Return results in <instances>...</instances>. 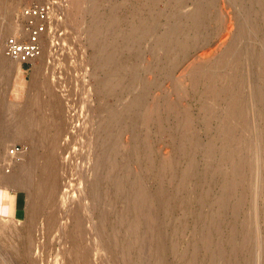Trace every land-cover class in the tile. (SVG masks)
I'll return each instance as SVG.
<instances>
[{
	"label": "rangeland",
	"instance_id": "obj_1",
	"mask_svg": "<svg viewBox=\"0 0 264 264\" xmlns=\"http://www.w3.org/2000/svg\"><path fill=\"white\" fill-rule=\"evenodd\" d=\"M31 1L21 0V5L14 14L16 27L8 28L10 24L9 11L15 0H0V32L4 33L0 54H4L6 38L19 31L21 11ZM84 1L86 10L78 20L79 22L76 20L71 27L74 30V35L69 38L73 37L74 39H66L60 44L61 52L63 50L67 54H70L72 47L74 48V43L80 44L81 50L78 54L66 57L74 64V72L66 73V76L69 77H66L65 83L60 81L59 73L52 74V78L58 81V87H56L57 90L54 88L56 91L53 94L56 98H53L50 106H54V108L59 106L58 98L63 95L62 91L66 84L67 89L65 91L67 93L65 94L67 96L74 93L70 92L72 88V91L77 90V93L75 90V96H69L67 99V101L69 99L79 100L78 103H72L69 100L70 104L67 103L71 108H74V105H77L75 109L78 111H84L89 107L99 108V115L105 121L112 100L108 94L97 92L95 87L97 82L106 77L105 73L108 72L107 65L102 66V63H105L107 52L112 46L120 45L117 55L111 61L113 65H126V70L123 73H118L120 80L118 109L121 117L116 137L118 140L116 141L109 133L104 136L102 143H97L98 146L90 139L86 140L88 138L80 141L72 139V141H66L67 143L65 142L63 147L57 150L59 153L56 151V162H66L67 164L65 165L67 167L64 169L65 172H63L66 176L64 175L65 178L61 177V183L62 186H65V190L69 191L68 202L71 201L70 204H72L74 201V206L69 213L70 218L68 217V220L70 221L68 223L64 221V226L62 223L60 224L61 227L58 225L59 232L52 233L53 236L50 234L51 238H48L50 235L46 232V228L37 227L39 230L34 231L32 241L35 243L31 244V241L27 240L29 235L23 227L31 215L28 211L27 214L29 215L26 216V193L17 191L16 187L13 186L6 189L0 187V193L5 192L12 195L16 203L12 215H0V264H82V262L83 264H132L135 260L134 263L138 261L137 264H159L153 254V247L155 248L153 235H157L154 225L152 222L145 223L144 217L138 213V210H133V207L138 204V200L132 198L135 199L132 201L131 198H128L129 194L132 193L131 187L142 183L152 192L165 191L170 194L173 192L172 194L176 195L175 192L178 190V187L175 189L176 185L184 176L191 174L193 175L188 180V191L178 193L179 195L167 206L154 211L159 222L163 225L164 233L171 236L172 240L178 241L177 249L179 252L177 254L171 249L166 252L168 264H183V259L179 261L183 253L196 255L199 264L208 261L211 256L201 241V235H205L207 231H213L210 234L215 235L216 239L220 240L223 247H227L228 250L230 249L226 243V237H229L230 233L235 235L236 239L239 238L238 240H247V247H243V251L241 250L236 255L239 263L264 264V99H261L264 98V0H133L122 7L116 5L119 0ZM139 4L142 6L140 5V7ZM198 4L202 8L204 22L199 29H195L190 26L188 15L196 9ZM48 5L50 6V4ZM138 13L140 14L138 15ZM113 14L123 19L120 22L122 26L118 27L119 24L115 20H108ZM50 15L53 24H58L59 18L51 6ZM136 17H138L136 21L132 22ZM139 17L145 25L158 27L151 40L150 38L149 40L148 38L142 40L141 32L134 30L133 25L139 23ZM174 27L178 28L179 33L175 35L176 38L174 37L172 42H164L165 45L167 44L165 46L158 36ZM66 31L65 33H67ZM65 33L63 32V35ZM152 39H156V41L154 42ZM157 39L159 40L158 43ZM176 40H179L178 45L181 43V46L178 47ZM151 41L153 42L151 43ZM161 45L162 48L160 49ZM73 51L71 50V53ZM159 51L161 55L158 54ZM169 53H171L172 59L168 56ZM141 54L142 56H140ZM159 59L161 62L158 61ZM31 74L24 73L20 66L19 70H14L10 77L0 73V77L5 78V80L0 78V124L10 126V130L19 121L20 112L27 102V94L21 98L15 94L13 90L14 81L24 83L26 93L32 80ZM132 78H137L138 87L144 90L146 106H152L154 103L160 106L164 115L163 129L157 127L155 120L145 122L143 111L135 105V97H133L135 94L126 92V85ZM71 79L73 84L68 83L69 80L72 83ZM232 107L234 110L235 108L238 109L235 110L237 111L236 114L233 112L232 115V111H230ZM37 108H40L39 112ZM30 110L26 113L30 114V116H26L27 121L39 123L37 120H40V116L44 113L40 111L43 108L36 105ZM185 112L194 119L192 129L190 127L184 131L178 128L174 131L175 127L180 125ZM227 113L229 116H226ZM235 115L241 116L242 119L235 117ZM35 117L37 122L34 121ZM231 117L233 120L234 117L235 119L239 118L237 120L238 130L236 129V120H234L235 123L232 122ZM33 118L34 120H32ZM59 118L61 117L58 116ZM84 118L82 121L77 120V123L83 124L81 122L85 121ZM224 119L225 122H232L231 124L234 126L224 123ZM15 120L18 121L15 122ZM35 124L32 125L33 128L36 127ZM241 126L243 127L241 128ZM234 128L236 133H234ZM191 131L197 134L201 146L195 147L188 142L186 147L189 148L190 155L187 157L183 156L178 149V142L183 135L189 136L188 132ZM244 133L246 134L244 135ZM3 135H0V140L5 136ZM88 136L90 137V135ZM20 140L22 139L10 143L9 154L11 156L19 155L20 160L23 161L24 159V161L30 162L32 146L29 142ZM211 141H214V144L210 148ZM45 145L50 147L48 142ZM64 146L67 148L74 147L72 154L68 153L71 152V149H64ZM75 146H77L76 148L80 147L78 148L79 152H76L78 150L75 149ZM81 149L83 151H80ZM233 149L234 151H232ZM97 150L100 155L103 154V165L98 172L101 178H99L101 182L98 190L102 193L100 218L96 216L98 213L94 209L95 206L92 207L94 204L92 188L95 186L94 177L96 174L91 169V165L95 162L91 163L95 160L96 162L99 161L100 155H98ZM209 151H213V153ZM233 152H235L236 158ZM163 162H170L171 165L167 168L168 170L165 169V171L160 172ZM238 163L243 165V172L236 175L237 178L234 176V179L240 181V188L237 193L226 198V204L223 207V205L215 203L214 199L222 194L223 185L225 186L230 178L235 175L231 168L232 165ZM29 170L28 168L23 173H18V176L20 174L24 177ZM72 170L73 172H71ZM8 171L10 170L7 169L6 174L9 175ZM227 175L229 179H227ZM200 176L202 177L200 178ZM68 179H70L69 182ZM18 194H21L22 197L20 216L21 202ZM240 194L241 199L244 200L242 199V205L237 210L235 209L237 208L236 202L240 198ZM189 196H193L195 199L186 202ZM205 200L206 202L209 201L204 208L202 205ZM80 202L83 204H79ZM134 203H136L135 206ZM59 207V204L58 206L53 205V203L48 204L45 207L47 212L44 211L42 218L46 216L45 218L48 219L51 215L57 214L56 210ZM201 208L203 212L199 211ZM65 210L63 206L60 207V214L65 216L68 212ZM199 213L203 214L202 219L198 218ZM206 217L214 218V226L209 227ZM96 221L101 223L98 226L99 230L98 228L94 229ZM80 222L84 223L80 224ZM77 228L78 230L82 229V231L77 230L82 232V235L80 233L76 235L81 236L79 241L82 238L79 256L73 254L74 248L71 246V239L76 237L71 234V231L73 230L72 233H75ZM16 230H19L16 232L18 237L15 236L16 233L14 236L12 235L13 231ZM94 230L99 231V234L97 233L99 236ZM230 230L232 231L230 232ZM36 233L38 234L36 235ZM61 233H65V235L63 236ZM139 235L142 243H139L140 241L135 243L136 237ZM41 240L42 242H40ZM191 241L200 247L197 246L200 249L197 254L192 253ZM93 243L95 244L93 245ZM45 244L49 247H46ZM128 244L130 249L127 252L125 247ZM151 249L152 251H150ZM86 258L87 261H85ZM127 258L129 260L131 258V261ZM215 264L220 263L216 260Z\"/></svg>",
	"mask_w": 264,
	"mask_h": 264
},
{
	"label": "bare ground",
	"instance_id": "obj_2",
	"mask_svg": "<svg viewBox=\"0 0 264 264\" xmlns=\"http://www.w3.org/2000/svg\"><path fill=\"white\" fill-rule=\"evenodd\" d=\"M133 0H119V2L116 4L118 7H122V6H125L126 4H129V2H131ZM138 1V0H137ZM141 1V0H140ZM44 2H47L48 4H50L51 8L54 10V13L58 16L59 18V21H58V24H53V21L51 19V15H50V26H49V30H48V33H47V36H46V39H45V44H44V52H43V55L42 57L38 60L37 63H34V66H33V69H32V80H31V83L27 89V92L25 93V84L22 83V82H16V80L14 81V84H13V90L15 92L16 95H18L20 98L22 96H25L26 94V97H27V102H26V105L22 108L21 112H20V118L18 120H15V122H17L13 128L10 130V126L8 127L5 126V125H1L0 124V135L4 134L0 140V187H5L6 188H9L12 186L13 187H16V190L17 191H21V192H24L26 193V196H27V212H26V216L29 215L27 214L28 211H30L29 213H31L30 217H29V221L26 223L24 227V230L27 231L28 233V238L27 240L31 241L30 243L31 244H34L32 242L33 241V238H34V231L37 232V229L41 227L42 228H46V232L50 235H52V233H55L56 231H58V227L60 226V224L65 221V223L69 222L70 220H68V217H69V213L70 211L73 209V204H74V201L72 202V204H70V202H68L69 200V194L68 192L69 191H66L65 190V186L63 187L62 186V178H65V165L66 162H56V159H55V156H56V151L59 150L60 148L63 147V145L65 144L66 141H69L72 139H78V141L80 140H84L86 138V140H91V142H95L96 144H100L102 143L103 141V138L106 134H110L111 136L114 137V139H116L117 137V130H118V126L121 122L120 120V112H119V109H118V104H119V85H120V80L118 78V73L119 72H124L126 70V65H113L111 63V61L114 59V57L117 55L118 53V50L120 49V45H117L116 46H112L111 49L107 52V55L105 56V63L103 62L102 63V66L104 67V64L107 65V68H108V72L105 73L106 74V77L100 79L98 82H97V85L95 87V90L97 92H100L102 94H108L112 100V103H111V108L109 109L108 111V116L106 118V120H102V116L99 115V108H87L86 110L84 111H78L76 110L75 108H77L76 106L77 105H74L72 107L74 108H71L70 105H68V103L70 101L73 102H76L78 103V101L76 99L71 100L69 99L67 101V99L69 98V96H72L74 95L75 93V90H70V92H74L73 94H69L67 96V93L65 91V89H67V86L65 84V88L63 89L62 91V94L59 98H58V101H59V106L57 108H54L50 106V102L53 100V98H56V96L53 94V92H55L57 90L56 87H58V81H55L53 78H52V74L53 73H59L60 75V81H66V77H69V76H66V73H70V72H74V64H72L66 57H68L69 55H76L79 53V51L81 50V46L78 42L74 43V48L72 47V49H70V54H67L65 51L62 50L61 52V49H60V44L66 40V39H74L73 37L72 38H69L71 37L72 35H74V30L71 29L72 25L74 22H76V20L78 21L81 17V15L84 14L85 10H86V3L84 0H44ZM21 5V0H15V3L14 5L11 7L10 9V13H9V18H10V24L8 25V28H14L16 27V23L14 22V14L16 13L15 11L20 7ZM141 4H139L140 6ZM142 6V5H141ZM140 6V7H141ZM145 6V5H144ZM139 7V8H140ZM143 8V7H142ZM138 9V8H137ZM143 10V9H142ZM142 10H139V11H142ZM141 13V12H140ZM138 13V15L140 14ZM202 14H203V11H202V8L200 7V5L198 4L196 6V9L193 10V12H191L188 17H189V20H190V26L195 28V29H199L204 20L202 18ZM138 17H136L132 22L136 21ZM140 18V17H139ZM109 21H112V20H115L117 21V24L118 27L122 26L120 25V22L123 21V19L121 17H118L116 14H113L112 17H109L108 18ZM139 20V23L138 24H134L133 25V28L134 30H138L141 32V34L143 35L142 36V40L145 39V38H151L153 37V34L155 32V30L158 28V27H153V26H149V25H145L144 22L141 21V18L138 19ZM79 22V21H78ZM157 23V22H156ZM186 28V27H185ZM65 30H67L65 33ZM3 31V30H2ZM63 32L65 33L63 35ZM179 33L178 32V28H171V30L165 32L163 35H160L158 36L159 39L162 41V43L165 45L164 42H172L174 40V37L175 35ZM188 35V34H187ZM68 36V38H67ZM186 36V35H185ZM197 36V35H196ZM184 37V36H183ZM157 38V37H155ZM176 38V37H175ZM178 38V37H177ZM191 38V37H190ZM4 39V33L0 32V47L2 45V41ZM193 39V38H192ZM147 40V41H148ZM154 42L156 41V39H152ZM186 40V39H185ZM151 41V43L153 42ZM177 41V40H176ZM181 41V40H180ZM124 42V41H123ZM159 42V40L157 39V43ZM178 42L179 40L177 41V45H178ZM150 43V42H149ZM155 44V43H154ZM161 44V43H160ZM171 44V43H170ZM167 45V44H166ZM165 45V46H166ZM179 45L181 46V43H179ZM178 45V47H179ZM174 46V44H173ZM172 46V47H173ZM159 47V46H158ZM140 48V47H139ZM162 48V45L160 46V49ZM170 48V47H169ZM174 48V47H173ZM176 49V48H175ZM181 49V47H180ZM180 49H179V52H180ZM60 50V51H59ZM71 50L73 51L71 53ZM178 50V48L176 49ZM139 52V51H138ZM157 52V51H156ZM162 52V50H161ZM178 52V53H179ZM177 53V51H176ZM160 54V51L159 53ZM171 53L168 54V56L170 57ZM139 55V54H138ZM157 55V53H156ZM161 55V54H160ZM142 56V54L140 55ZM178 56V55H177ZM176 56V57H177ZM168 57V59H169ZM170 59H172L170 57ZM176 59V58H175ZM72 60V59H70ZM162 60V59H161ZM164 60V59H163ZM160 61V59L158 60ZM161 62V61H160ZM19 64L8 59L5 54H0V73L3 74V75H7V76H11L12 72L16 69L19 70ZM21 67V66H20ZM104 70V69H103ZM64 74V75H62ZM74 76V74H72ZM71 77V76H70ZM1 80H5L4 77H0ZM4 78V79H3ZM70 79V78H69ZM75 80V77L73 78ZM70 81V80H69ZM70 84H73V81L72 83L69 82ZM53 84V85H52ZM12 85V83H11ZM10 86V85H9ZM55 86V87H53ZM70 87V86H69ZM68 87V89H69ZM73 87V86H72ZM54 88H56V90L54 91ZM75 88V87H74ZM144 90L143 89H140L138 87V84H137V78H132L129 83L126 85V92L127 93H134L135 97L134 98V102H135V105H137V107L139 109H141L144 114V119H145V122H149V121H152V120H155L157 122V127L159 129H163V125H164V115H163V112L161 111L160 109V106L157 104V103H154L152 106H146L145 104V101H144ZM69 93V92H68ZM76 93H77V90H76ZM260 93V92H259ZM52 95V96H51ZM77 95V94H76ZM75 96V95H74ZM79 96V95H78ZM51 97V98H50ZM77 98V97H75ZM80 98V97H79ZM261 99H264V98H261ZM76 100V101H75ZM68 102V103H67ZM128 103V102H127ZM1 104V103H0ZM70 104V103H69ZM129 104V103H128ZM40 106L43 108V110H40V111H43L44 113L42 114V116H40V120L38 119L37 121H39V123L36 121V117H35V120L34 118L32 120L36 121L37 123L35 124L34 122L32 123H29L27 121V115L30 116V114H26L28 110L31 109V107L33 106ZM238 105V104H236ZM264 105V104H263ZM11 107V106H10ZM80 107V106H79ZM13 108V107H12ZM15 109V108H14ZM38 109V108H37ZM40 109V108H39ZM39 109L37 110L39 112ZM229 109V108H228ZM237 108H235L236 110ZM3 110V108H2ZM36 110V109H35ZM232 107V109L230 111H232V115H233V112L236 114L237 111H235ZM238 110V109H237ZM31 111V110H30ZM36 111V112H37ZM3 111H1L2 113ZM214 112V111H213ZM4 113V112H3ZM14 113V112H12ZM19 113V112H18ZM32 113V112H31ZM41 113V112H40ZM231 113V112H229ZM229 113H227L228 115L226 116H229ZM262 113V112H261ZM5 114V113H4ZM8 114V113H7ZM17 114V113H16ZM33 114H34V111H33ZM36 114V113H35ZM32 115V114H31ZM212 115V114H211ZM214 115V114H213ZM212 115V116H213ZM231 115V114H230ZM18 116V115H17ZM34 116V115H33ZM58 116H60L61 118L58 119ZM85 117V121L84 122H81L83 124L79 125L77 123V120L80 119V121H82V118ZM222 117V116H221ZM235 117H241L239 115H235ZM234 117V120H236L235 122L237 123V120L239 119H235ZM5 118V117H4ZM15 118V117H14ZM3 119V118H2ZM6 119V118H5ZM227 119V118H226ZM242 119V117H241ZM231 120L232 122H234V120L232 119L231 117ZM194 119L193 117L191 118L190 114L185 112L183 114V119L181 120V123L180 125H178L177 127H175L174 131H176L178 128H181L183 129L184 131H187L191 126L192 124H194ZM229 121V120H228ZM223 122V120H222ZM231 122V123H232ZM234 122V123H235ZM5 123V122H4ZM224 123H228V122H225V119H224ZM231 123H228L229 125L231 126H234L232 125ZM241 123V121H240ZM244 123V121H243ZM39 128L37 129L36 127L33 128L32 125H34ZM246 124V122H245ZM249 124V123H248ZM226 125V124H225ZM228 125V126H229ZM238 123L236 124V129L238 128ZM247 125V124H246ZM8 129H7V128ZM194 127V126H193ZM226 127V126H225ZM243 126H241L242 128ZM246 127V126H245ZM223 128H224V125H223ZM222 128V129H223ZM232 128V127H231ZM249 128V127H248ZM192 129V127L190 128ZM227 129V128H226ZM230 129V128H229ZM228 129V130H229ZM235 129V128H234ZM234 131V133H236L237 131ZM244 129V128H243ZM231 130V129H230ZM233 130V129H232ZM238 130V129H237ZM223 131V130H222ZM242 131V130H240ZM245 132V130H243ZM248 132V131H247ZM186 133V132H185ZM190 135L189 136H184L179 139V142H178V149L180 150V152L183 154V156H189V148H187L186 146L188 145V142L189 143H192V146H195V147H200L201 144H200V141H199V138L197 136V134L195 132H188ZM243 134V133H242ZM246 133H244L245 135ZM90 135V137L88 136ZM231 135V134H230ZM233 135V134H232ZM119 136V135H118ZM241 136V135H240ZM119 138V137H118ZM240 138V137H239ZM17 139H22L26 142H29L32 146V152L30 153V162H27V161H23L20 160L18 158V156H11L9 153V145L10 143H12L13 141H17ZM241 139V138H240ZM262 139V138H261ZM20 140V141H22ZM118 139H116L117 141ZM242 140V139H241ZM19 141V140H18ZM77 141V140H76ZM77 141V142H78ZM224 141V140H223ZM48 142L50 144V147L49 145H45V143ZM74 142V141H73ZM87 142V141H85ZM90 142V143H91ZM214 141H211L210 142V148L212 146V144ZM239 142V141H238ZM67 143V142H66ZM84 143V142H83ZM97 144V146H98ZM232 144V143H231ZM78 146H80L79 144H77ZM95 145V144H94ZM200 145V146H199ZM85 146V145H84ZM227 146V145H225ZM66 149L67 147L64 146ZM77 146H75V149L78 150V148H76ZM83 147V145H82ZM249 147V146H248ZM69 149H71L70 151L71 152H68V153H71L72 154V148L74 149V147L71 146L68 147ZM67 148V150H68ZM86 148V147H85ZM187 148V149H186ZM213 148V147H212ZM223 148V147H222ZM244 148V147H243ZM84 149V148H83ZM95 149V148H94ZM93 150V149H92ZM249 150V148H248ZM63 151V150H62ZM66 151V150H65ZM80 151H83L82 149ZM234 151V149L232 150ZM240 151V150H239ZM243 151V150H242ZM58 152V151H57ZM76 152H79L76 151ZM100 152L101 149H100ZM209 152H212L213 151H209ZM59 153V152H58ZM67 153V152H66ZM95 153V152H94ZM97 153L98 155L99 152L97 150ZM220 153V152H219ZM225 153V152H224ZM228 153V152H227ZM235 152H233L234 154ZM70 154V155H71ZM75 154V152H74ZM96 154V153H95ZM94 154V155H95ZM223 154V153H222ZM229 154V153H228ZM239 154V153H237ZM251 154V153H250ZM211 155V154H210ZM236 154H234L235 156ZM22 156V155H21ZM77 156V154H76ZM75 156V157H76ZM214 156V155H213ZM238 156V155H237ZM242 156V155H241ZM57 157V156H56ZM71 157V156H70ZM211 157V156H209ZM223 157V156H222ZM246 157V156H245ZM94 158V157H92ZM229 158V156H228ZM236 158V156H235ZM22 159V158H21ZM27 159V158H26ZM67 159V158H66ZM74 159V158H73ZM94 159H97V158H94ZM210 159V158H209ZM224 159V158H223ZM230 159V158H229ZM244 159V158H243ZM58 160V158H57ZM70 160V159H69ZM222 160V159H221ZM239 160V159H238ZM67 161V160H66ZM207 161V160H206ZM209 161V160H208ZM220 161V160H219ZM248 161V159H247ZM75 162V161H74ZM95 162V163H94ZM229 162V161H228ZM233 162V161H232ZM235 162V161H234ZM94 163V164H93ZM210 163V162H209ZM219 163V162H218ZM91 164L92 166V170L93 172L96 174L95 175V183L93 181V183L95 184L94 188L93 189V192H92V195H93V198H94V204L92 207L95 206V210L97 211L98 215H96L97 217L100 215L101 213V210H100V205H101V200H102V193L98 190V187L100 185V174L98 172H100V169L102 168V165H103V154L100 155V158H99V161L96 162L93 161ZM192 164V163H191ZM212 164V163H211ZM77 165V164H76ZM171 165V163H165L163 162L162 165H161V168H160V172L161 171H165V169L169 168ZM219 165V164H218ZM32 166V167H31ZM71 166V165H70ZM88 166V165H87ZM90 166V167H91ZM192 166V165H191ZM222 166V165H221ZM245 166V164H244ZM160 167V166H159ZM231 167V166H230ZM30 169L28 172H26L27 174L21 176L19 174L18 176V173H23L25 170L27 169ZM67 168V167H66ZM79 168V167H78ZM87 168V167H86ZM89 168V167H88ZM87 168V169H88ZM194 168V167H193ZM245 168V167H244ZM9 169L10 171L9 172V175L6 174V170ZM74 169V168H73ZM80 169V168H79ZM86 169V170H87ZM192 169V168H191ZM205 169V167H204ZM210 169V167H209ZM212 169V168H211ZM233 170V175L231 178H230V181H228L225 186L223 185L222 187V194H220L219 197H216L214 200H215V203H218L219 205H223V207H225L224 205L226 204V198H228L229 196L237 193V191L239 190L240 188V181H237L236 178L237 176L236 175H239L240 172L242 173L243 172V165L241 163H238V164H234L232 165V168ZM76 170V169H75ZM168 170V169H167ZM166 170V171H167ZM206 170V169H205ZM245 170V169H244ZM174 171V170H172ZM171 171V172H172ZM219 171V170H218ZM223 171V170H222ZM220 171V172H222ZM7 172V173H8ZM73 172V170L71 171ZM70 172V173H71ZM102 172V171H101ZM177 172V171H175ZM229 172V171H228ZM231 173V174H232ZM76 174V173H75ZM93 174V173H92ZM99 174V175H98ZM174 174V172H173ZM172 174V176H173ZM65 175V176H64ZM69 175V174H67ZM161 175V174H160ZM176 175V174H175ZM193 175V174H191ZM191 175H188V176H182V180L180 181L179 179V183L176 185V188L178 187V190L175 194H170L168 192H165V191H158V192H152L151 190H149V188L146 187V185H143L142 183L141 184H135L131 187V191L132 193L129 194L128 198H136L137 201V205L136 203H134V206L136 205L137 208L133 207V210L136 209L138 210V213L141 214L143 217H144V222L148 223V222H152L153 225H154V228H155V232L157 235H153L154 236V242H155V248L153 247V254L155 255V259L157 260V262L159 264H168L169 262H167V259H166V252L168 250H172L175 254H177L179 251L177 249V242H176V239L175 240H172L171 236L169 235H166L164 232V229H163V225L159 222L158 220V217L157 215H155V212L156 209H159V208H163L165 206H167L173 199H175L182 191H184L183 193H185V191H188V180L189 177ZM195 175V174H194ZM206 175V173H205ZM71 176V175H70ZM94 176V175H93ZM102 176V175H101ZM197 176V175H196ZM234 176L236 177L234 179ZM74 177V176H73ZM199 177V175L197 176ZM202 176H200L201 178ZM204 177V175H203ZM228 177V175H227ZM70 178V177H68ZM100 178V179H99ZM171 178V177H170ZM226 178V176H225ZM81 179V178H80ZM176 179V177H175ZM175 179L173 178V180L175 181ZM223 179V178H222ZM229 179V177L227 178ZM66 180V179H65ZM70 179H68V182H69ZM93 180V179H92ZM140 180V178H139ZM178 180V179H177ZM201 180V179H200ZM170 182V181H169ZM224 182V181H223ZM64 183V182H63ZM92 183V184H93ZM225 183V182H224ZM222 183V184H224ZM66 184V182L64 183ZM68 185V184H67ZM66 185V186H67ZM70 185V183H69ZM71 185H73L71 183ZM137 185V186H136ZM92 186V185H91ZM74 187V186H72ZM76 187V186H75ZM102 187V186H101ZM69 188V187H67ZM79 188V187H78ZM76 188V189H78ZM70 189V188H69ZM84 191V190H83ZM241 191V190H240ZM20 192V193H21ZM74 193V192H73ZM72 193V194H73ZM84 193V192H83ZM179 193V194H178ZM21 194H18L19 198H20V211H19V216L21 214V211H22V197L20 196ZM82 196V195H81ZM84 196V195H83ZM240 198L237 199V202H236V207L235 209L238 210V208L240 209L241 205H242V199H241V194L239 195ZM75 197V196H73ZM72 197V198H73ZM80 197V196H79ZM190 197V196H189ZM187 198L186 199V202H191L193 201V196L190 197V198ZM210 197V196H209ZM243 197V196H242ZM71 198V199H72ZM214 198V197H213ZM230 198V197H229ZM233 198V197H232ZM235 198V197H234ZM70 199V200H71ZM83 199V198H81ZM192 199V200H191ZM74 200V199H73ZM77 200V199H76ZM135 200V199H134ZM132 199V201H134ZM179 201H181V199H178ZM204 200V199H203ZM213 200V201H214ZM229 200V199H227ZM244 200V199H243ZM81 201V200H80ZM209 201V200H208ZM208 201L203 203V207L205 208ZM217 201V202H216ZM136 202V201H135ZM52 204L53 205H56L58 206V204L60 205V207L62 208H65L68 212H66L67 214L65 216L61 215L60 214V207L57 211V214L55 215H51L50 218L46 219L45 217L42 218L43 214H44V211L46 210L45 207L48 205V204ZM88 203V202H87ZM75 204H76V201H75ZM79 204H83V203H79ZM191 204V203H190ZM78 206V205H77ZM80 206V205H79ZM82 206V205H81ZM52 208L54 206H51ZM103 207V206H102ZM48 208V207H47ZM51 208V209H52ZM56 208V207H55ZM29 209V210H28ZM93 209V210H94ZM48 210V209H47ZM62 210V209H61ZM64 210V209H63ZM65 210V211H66ZM76 210V209H75ZM199 210V209H198ZM244 210V209H243ZM53 211V210H52ZM135 211V210H134ZM195 211V210H194ZM201 212L202 211V208L201 210H199ZM47 212V211H45ZM55 212V211H54ZM63 212V211H61ZM83 212V211H82ZM205 212V211H204ZM208 212V211H207ZM73 213V212H71ZM75 213V212H74ZM77 213V212H76ZM206 213V212H205ZM46 214V213H45ZM48 214V213H47ZM80 214V213H79ZM84 214V213H83ZM103 214V213H102ZM213 214V212H212ZM195 215V214H194ZM206 215V214H205ZM207 215H211V214H207ZM76 216V215H75ZM202 216L203 214L201 215V213H199L198 215V218L199 219H202ZM214 216V215H213ZM212 216V217H213ZM27 217V218H28ZM78 217V216H77ZM83 217V216H82ZM218 217V216H217ZM70 218V217H69ZM74 218V217H73ZM100 218V216H99ZM197 218V217H196ZM205 218V217H204ZM207 218V217H206ZM63 219V220H62ZM98 219V218H97ZM96 219V220H97ZM19 220V219H18ZM101 220V219H100ZM74 221V220H73ZM244 221V220H243ZM246 221V220H245ZM72 222V221H71ZM78 222V220H77ZM97 222V221H96ZM101 222V221H100ZM79 223V222H78ZM82 222H80L81 224ZM84 223V222H83ZM82 223V224H83ZM94 223V222H93ZM206 223V221H205ZM214 218H207V224H209V227H212L214 226ZM243 223V222H242ZM250 223V222H249ZM74 224V223H73ZM79 224V225H80ZM95 224V223H94ZM99 224L101 225V223H99V221L96 223V226L94 225V229L95 228H98ZM59 225V226H58ZM69 225V224H68ZM67 225V226H68ZM93 225V224H92ZM64 226V224L62 225ZM77 226V225H76ZM89 226V225H88ZM248 226V225H247ZM38 227V228H37ZM61 227V226H60ZM75 227V226H74ZM73 227V228H74ZM81 227V226H80ZM202 227V226H201ZM204 227V226H203ZM66 228H69V227H66ZM137 228V226H136ZM236 228V227H235ZM245 228V227H244ZM89 229V228H88ZM200 229V228H199ZM198 229V230H199ZM203 229V228H202ZM205 229V228H204ZM213 229V228H212ZM39 230V229H38ZM63 231V229H61ZM66 230V229H65ZM68 230V229H67ZM78 228L76 229L75 233H72L71 231V234L73 235H78L79 233L82 235V232H78L79 230L82 231V229L80 228L78 231ZM93 230V228H92ZM99 230V228H98ZM209 230V228H208ZM214 230V229H213ZM19 230H16V231H13L12 235L14 236L16 232H18ZM21 231V230H20ZM87 231V230H86ZM95 231V230H94ZM175 231V230H174ZM179 231V230H177ZM232 230H230L231 232ZM235 231V230H234ZM22 232V231H21ZM61 232V231H60ZM96 232V231H95ZM99 232V231H98ZM96 232V235H98L99 233ZM203 232V231H202ZM213 232V231H211ZM207 231L205 233V235H201V241L203 243V246L205 247V249L207 248V253H209V256H211L209 258L208 261H203V264H215L216 260L219 261L220 264H240L238 259H237V254L240 253V251L242 250L243 251V247H245L247 244H246V241L247 240H238L236 239L237 237H235V235H229V237H226L227 240H226V243L229 247L230 250H228L227 247H223L222 243H220V240L218 241L215 237V235H211L212 233ZM23 233V232H22ZM39 233V232H38ZM36 233V235L38 234ZM66 233V232H65ZM62 234L63 236L65 235ZM98 233V234H97ZM176 233V232H175ZM198 233V232H197ZM211 233V234H210ZM234 234V232H232ZM248 233V232H247ZM67 234V233H66ZM70 234V236H71ZM202 234V233H201ZM50 235V237L48 236V238H51L52 236ZM60 235V234H59ZM68 235V234H67ZM199 235V234H198ZM5 236V234H4ZM10 236V235H9ZM18 237V233H16V235ZM21 236V235H20ZM87 236V235H86ZM95 236V235H94ZM99 236V235H98ZM103 236V235H102ZM176 236V235H174ZM224 236V235H223ZM228 236V235H227ZM66 237V236H65ZM69 237V236H68ZM74 237V236H73ZM72 237V238H73ZM79 237L81 236H76L74 237L73 239H71V246H73V254H76L75 256L78 255V253H80V242L82 240L79 241ZM84 237V236H83ZM96 237V236H95ZM101 237V236H100ZM144 237V236H143ZM16 238V237H15ZM46 238V239H48ZM56 239V237H54ZM53 238V239H54ZM70 238V237H69ZM98 238V237H97ZM97 238H95V240H97ZM103 238V237H102ZM145 238V237H144ZM221 238V237H219ZM245 238V237H244ZM19 239V238H18ZM137 242L139 243H142L141 241V237L140 235L136 237ZM135 239V240H136ZM143 239V238H142ZM178 239V238H177ZM243 239V238H242ZM37 240V238H36ZM43 240V239H42ZM42 240L40 242H42ZM86 240V238H85ZM89 240V239H88ZM94 240V239H93ZM100 240V239H99ZM134 240V241H135ZM22 241V240H21ZM24 241V240H23ZM52 241V240H51ZM63 241V240H62ZM61 241V242H62ZM98 241V240H97ZM96 241V242H97ZM133 241V242H134ZM28 242V241H27ZM49 242V241H47ZM67 242V241H66ZM95 242V243H96ZM170 242H172V244H170ZM194 242V241H193ZM192 241L190 242L191 244V247L190 248H193V254H197L198 250V245L196 243H193ZM248 242V241H247ZM93 243V245L95 244ZM99 243V242H98ZM29 244V243H27ZM49 244V243H48ZM51 244V243H50ZM86 244V243H85ZM145 244V243H144ZM154 244V243H153ZM249 244V243H248ZM46 245V244H45ZM99 245V244H98ZM97 245V246H98ZM48 245H46L47 247ZM64 246V245H63ZM82 246V244H81ZM198 246V247H197ZM225 246V245H224ZM28 247V245H27ZM26 247V248H27ZM36 247V246H35ZM49 247V246H48ZM85 247V246H84ZM144 247V246H143ZM203 247V248H204ZM247 247V246H246ZM245 247V248H246ZM32 248V247H31ZM90 248V247H89ZM126 248V251L130 249V246L129 244L127 245ZM200 248V247H199ZM88 249V248H87ZM95 249V248H94ZM147 249V248H146ZM204 249V250H205ZM91 250V249H90ZM125 250V249H124ZM248 250V248H247ZM63 251V250H62ZM86 251V250H85ZM98 251V250H97ZM147 251V250H146ZM152 251V249L150 250ZM149 251V252H150ZM92 252V251H91ZM95 252V250H94ZM101 252V251H100ZM99 252V253H100ZM128 252V251H127ZM144 252V251H143ZM155 252V253H154ZM189 252V251H188ZM201 252V251H200ZM206 252V250L204 251ZM87 253V252H86ZM183 253V252H181ZM191 254V252H189ZM94 254V253H93ZM95 254L97 255V253L95 252ZM82 255V253H81ZM181 255V254H180ZM179 255V256H180ZM183 256L180 257L181 259L179 261H181L183 259V264H199L198 263V259L196 258V255H189L188 253H183L182 254ZM33 256V255H32ZM79 256V255H78ZM87 256V254H86ZM92 256V255H91ZM89 257V256H88ZM87 257V258H88ZM144 257V256H143ZM207 257V256H205ZM78 258V257H77ZM87 258L85 261H87ZM152 258V257H151ZM255 258V257H254ZM91 259V258H90ZM97 259V258H96ZM101 259V258H100ZM128 259V258H127ZM177 259V257H176ZM31 260V259H29ZM77 260V259H76ZM75 260V261H76ZM83 260H84V257H83ZM82 260V261H83ZM129 260V259H128ZM133 260V259H132ZM147 260V258H146ZM92 261V260H91ZM131 261V258L130 260ZM128 261V263H129ZM136 261V260H135ZM134 261V262H135ZM79 262V261H78ZM93 262V261H92ZM132 263V264H137L136 263ZM149 262V261H148ZM88 263V262H87ZM131 263V262H130ZM182 263V262H181ZM83 264V262H82ZM140 264V263H139ZM143 264V263H142ZM157 264V263H156ZM180 264V263H179Z\"/></svg>",
	"mask_w": 264,
	"mask_h": 264
},
{
	"label": "built area",
	"instance_id": "obj_3",
	"mask_svg": "<svg viewBox=\"0 0 264 264\" xmlns=\"http://www.w3.org/2000/svg\"><path fill=\"white\" fill-rule=\"evenodd\" d=\"M49 26L50 6L44 0H32L21 11L19 31L5 40V56L18 63L27 75L32 73L34 63L43 55Z\"/></svg>",
	"mask_w": 264,
	"mask_h": 264
},
{
	"label": "crops",
	"instance_id": "obj_4",
	"mask_svg": "<svg viewBox=\"0 0 264 264\" xmlns=\"http://www.w3.org/2000/svg\"><path fill=\"white\" fill-rule=\"evenodd\" d=\"M15 199L12 195L6 194L5 192L0 193V215L10 216L15 210ZM18 209V204H17ZM17 213V211H16Z\"/></svg>",
	"mask_w": 264,
	"mask_h": 264
}]
</instances>
